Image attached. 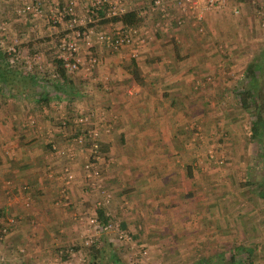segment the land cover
Returning <instances> with one entry per match:
<instances>
[{"label":"crops","instance_id":"0c3cea01","mask_svg":"<svg viewBox=\"0 0 264 264\" xmlns=\"http://www.w3.org/2000/svg\"><path fill=\"white\" fill-rule=\"evenodd\" d=\"M242 4L240 0H228L224 9H204L198 21L204 27L203 37L193 35L187 19L181 27H176V21L171 19L160 32L153 28L156 32L154 36L150 33L151 26L145 29V23L141 26L142 21H139L137 27L144 33L147 46H122L120 53H124L121 55L125 58L135 56L132 61L141 81L126 82L111 73L110 81L103 85L105 94L99 93L101 97L91 96V91H88L90 86H79L73 81L76 75L85 74L82 70L65 71L67 81L58 77L54 64L43 72L44 67L40 64L34 72L22 66L23 73L33 77L24 80L20 77L19 83L14 76L4 75L6 82H0L3 91V97L0 93V225L8 222L9 235L8 241H0V251L8 253L10 249L19 247V251L26 252L21 259L24 264L30 260L36 264H54L46 262L49 261L45 254L48 250L52 254L59 252L62 256L68 253V247L58 250L60 239L70 241L74 232L69 227L60 226L62 215L55 199L60 198L62 175L67 169L73 173L72 182L65 186L72 196V206L78 203L80 207L79 202L85 199L81 194L82 182L78 170L81 169L79 163L82 164L83 155L91 149L88 148L89 142L85 146L74 143L78 137L90 140L88 135L93 128L82 124L81 130L73 123L80 114L79 108L91 111L97 106L95 110L104 111L102 114L107 118L94 120L95 126L99 123L94 129L98 133L97 140L100 139L98 148H95L98 151L94 163L106 169L104 181L106 185L115 187L112 190L115 194L130 186L131 200L135 204L133 212L130 215L124 213L119 219L122 227L139 235L138 245L134 241L137 246L150 247L145 243L146 233L164 234L166 228L172 229L173 235L180 236L181 249L184 250L193 248L202 239L206 240V237H197V233L208 235L220 232L234 236L236 232H243L247 238L243 241L247 253L254 249L251 243L253 233L260 235L259 248L264 252V211L260 214L259 224H256L249 199H236L235 194H228L219 202L213 195L209 200L205 193L197 190L195 185L199 187V180L192 167L187 165L191 149L185 144L188 123L199 117L197 113L189 117L187 106L207 100L204 91L192 92V85L196 88L199 83L197 76L202 77L201 81L206 74L204 70L209 69L207 65L215 63L217 51L214 46H223L226 59L232 65L235 64L231 61L241 57L246 58V64L253 61L255 48L252 36L247 33L252 22L250 12L242 13L239 19L233 12L235 7L243 9ZM128 5L126 7H130ZM153 18L147 20L156 25L158 20ZM107 26L116 29L122 25L118 22L107 23ZM261 52L264 53V49L258 54ZM53 53L50 51L47 56ZM32 54V51L28 53L29 56ZM42 57L44 59V54ZM145 62L149 64L145 66ZM238 69L241 70L234 66L232 72ZM119 72L123 76L131 75L130 71L129 75L122 70ZM211 72L214 71L209 70L207 74L211 75ZM47 75L58 77V80H49ZM29 85L34 87L31 93L27 88ZM226 85L230 89L235 87L234 84L231 86V81ZM112 154L117 158L114 165L108 168L110 165L104 157ZM224 203L226 209L223 210ZM236 205L243 208L236 209ZM28 214L34 215L38 221V227L33 232L39 240L32 242L24 237L28 228L24 219ZM213 238L217 241L218 237ZM51 241L57 243L50 245ZM31 243H37L34 259L28 252L33 249ZM157 245L166 250L173 248L161 242ZM4 262L2 264H7Z\"/></svg>","mask_w":264,"mask_h":264},{"label":"rangeland","instance_id":"374dc122","mask_svg":"<svg viewBox=\"0 0 264 264\" xmlns=\"http://www.w3.org/2000/svg\"><path fill=\"white\" fill-rule=\"evenodd\" d=\"M68 1L72 2L71 4L74 10L73 16L76 23H79L78 27H81V30H92L93 33L90 36L87 50H91L96 57V63L89 70L85 71L80 66L74 70H82L85 74H80V76L76 75V77L72 78L73 81L79 86H90L88 89V91H91L90 95L92 96L95 94L97 97H101V93L105 94L103 85L107 81H110L111 73L119 77V80L131 82V76L128 77L125 75V78L123 73L119 71H125V73L129 75L128 72L130 68H128V66L130 67L131 60L135 59V56L128 55L126 58L122 57L121 54L124 53H120L121 47H108L96 37V34L99 32L111 31L112 28L107 26V24H98L97 20H99L100 17L89 11L90 4L94 0H41L39 6H36V0H0V52L5 53L3 46L15 42L21 55L20 60L16 61L14 64L9 63L8 60L6 64L2 57H0V72L7 77L11 75L14 76L19 83V80L22 79L20 77L25 75L23 73V67H25L26 64L24 61L27 60V58H25L26 56L30 57L28 55L30 51H32V53L38 52L39 54H36L39 58H30L29 71L34 72L39 69L37 68L38 64L44 67L42 72L48 71L52 67L55 58H59L58 55L60 53L59 47L57 46L59 40L61 38H70L71 32L64 23L65 20L61 23L54 24L52 27V23L47 22L46 18L52 17L51 13H53L52 8L54 6H57V4L65 5ZM119 1L122 3L124 2L125 5L129 4L128 6L130 7H136L135 9L143 7L144 2H146V0ZM240 1L243 2L242 6L244 5V7L243 9H240V7L237 9L235 7L237 17L239 19L242 13L250 12V19L252 22H250V30L247 29V33L252 36V46L255 48L253 49L252 58L256 59L261 49H264V0ZM23 2L34 3L33 7L35 8L36 6L39 10L37 14H33L34 11L32 6L29 7L30 10L18 14L17 10ZM144 15L145 16L140 19V21H142L140 25L143 26L142 23H145V26H143L145 29L151 26L150 33L153 36L156 32H160L168 26V22L156 26L153 25L154 22L150 24L148 20L154 19L153 17H155L156 20L159 18L154 15ZM170 15L171 17L168 21L171 19L175 20L176 11L172 9ZM182 19L183 20L179 24L175 22L174 25L176 27H181L186 23L185 20L187 19L186 21L193 35L195 37H203L205 33L204 27L201 24L199 25L198 21L195 22V18L191 17L190 14H185ZM244 21L247 20L245 19ZM90 23L96 25L88 26ZM153 28L156 29V32ZM239 35L240 34L237 36ZM26 39L28 42H23V40ZM145 39L144 37V40ZM77 43L80 44V49L83 53L86 50V45L81 40H78ZM143 44L147 46L146 40L137 47H141ZM47 45H51V47L48 48ZM214 48H216L217 51L215 63L213 62L211 64L212 67L207 65L209 69L204 70L206 74L203 75L201 81L200 79L202 77L197 76L199 83L196 88L192 85V92L201 93L204 91L205 95H207V100H205L204 103L201 101L198 102V104L195 103L187 106L189 117L194 116L196 113L199 116L194 122H189L186 128L189 133L187 134L185 144L191 149L189 150V153H191L188 154L187 165H189L188 167H192L194 174L198 178L197 180H199V187L195 185V188L201 193H205V196H207L209 200H211V196L213 195L215 199H219V202H221L220 199H225L228 194H235L234 196L236 199H238V197L249 199L253 219L256 221V224H259L260 214L264 211V207H262L264 204V137L261 143H257L250 139L249 126L253 119V114H251V110L243 109L236 97V93L244 88V83L246 81L244 70L248 65V61L246 64V58L241 57L231 61L235 64L232 65L230 60L226 59V52H224L221 44L215 45ZM50 51H54L55 53L51 56H47V53ZM118 53H120V56L117 59ZM42 54H44V59ZM249 60L251 59L249 58ZM148 64L149 63L146 62L144 63L145 66ZM234 66L240 67L241 70L238 69L236 72H232ZM209 70L214 71L211 72L212 76L207 74ZM239 71H242L241 76L239 75ZM260 74V84L264 87V67L260 70ZM47 76L49 77V75ZM207 76L210 77L208 78ZM57 78L58 77L50 78L49 80H58ZM46 81L48 80L46 79ZM228 81H231L232 87L233 84L235 85L234 89H230V87L226 85ZM222 83L226 84L224 85ZM201 85L203 87L201 90H198ZM31 86L32 85H29L27 87L30 93L33 92L34 89V87L32 88ZM87 92L85 94L88 95L89 93ZM0 93L3 97L2 89H0ZM96 107L97 106H94L90 109L92 114H90L91 111L85 108H79L80 114L77 115L76 121L73 123L75 127L83 130L82 124H87V127L90 125L94 128L99 125V123H97L95 126L94 120L106 119L107 115L102 114L104 111H97L95 110ZM85 115H90L91 120L89 118L82 122L77 120L79 117ZM97 136L95 139L90 140L82 137L80 143L78 139L77 142L74 143L83 144V146H85V143L89 142L88 148L91 149L89 152L86 151V155H83V162L82 164L79 163L81 169L78 170L81 179L80 182H82L81 194L85 197L84 201L79 202L80 207L77 206L78 203L72 206L70 200L72 196L70 197V191L65 187L73 180H66L67 174L72 175L71 177L73 178L71 169L64 170L65 174L62 175L63 184L60 190L61 193L58 195L60 198L57 201L55 199V202L58 203L57 207L60 208V213L62 215L60 226L63 228L64 226L69 227L74 232L73 235L70 236V241L67 242H63L64 240L59 236V239H61L58 250L64 247L70 249L68 253L63 256L59 252L56 254H54V252L52 254V252L48 250V253L46 252L45 254L49 261H46L45 258L44 262H52L54 264H91L100 261L106 263L107 250L113 249L118 259V262L114 264H135V262L138 264H264V252L259 248L260 235L255 233L251 235L253 239L251 243L252 245L254 244V249L251 253H247L244 249L243 245L246 243H243V241L247 238L243 235V232H236L234 236L231 233L224 234L220 232L208 233V235L197 233V237H206V240L202 239L198 244L195 243L193 248L184 250V244H182L183 249H181L180 236L176 233L173 235L172 229L165 228L164 234L146 233L147 240L145 243L149 244L150 247L147 245L143 247L137 246L138 243L136 241L140 239L139 235H135V233L128 230V228H126V231V229L122 227L119 219L123 217L124 213L130 215L133 212L132 210L135 204L131 200L132 191L130 186L129 188L125 186L126 188H124V191L120 192V194H115V191H112L115 187L106 185V181H104L106 169H102L98 165L101 168L100 170L96 164L94 165L99 169L100 179L96 180L85 176L84 165L86 162L94 163L95 161L98 151H96L95 148H98V141H100V139L97 140ZM116 158L117 156L115 154L104 157V160H107L110 165L108 168L114 165ZM105 195H108V202L105 206H101L105 210V215L111 222L118 224V228L126 234L128 240L118 238L117 233L114 231L99 232L97 228L87 224V217L95 215L94 209L99 206V201H103ZM212 200H214V198ZM224 205H226V203L223 204V210L226 209ZM242 208L243 207L236 205V209ZM24 221L28 226L24 237H26L27 240L29 239V242L35 241L34 239H36L35 237L37 235L33 230L35 231L38 221L32 214H28ZM148 230H150V228H148ZM161 231L164 232L163 230ZM247 232L248 230L246 233ZM8 235L9 233H7L5 237H2L0 241H8ZM213 237H218L217 241ZM36 240H39V238ZM97 241L102 245L100 259L98 258V261L92 257V253L88 251L92 242ZM159 242L173 248L167 250L161 249L157 245ZM55 243L57 242L51 241L50 245H55ZM5 245L8 246V244ZM35 245H37V243L33 244L32 250L29 249L28 251L31 253V259H34L37 254ZM109 245L110 247H108ZM18 248L16 250L10 249L8 253L4 252L6 253V258L3 256L4 253L0 251V261L4 260V263L7 262V264H24L21 259L26 252H21ZM49 248L52 249L50 246ZM139 249H145L147 251V260H144L143 257H139L137 253ZM229 258L233 260L227 263ZM2 261L0 264H2ZM28 263L36 264L35 261L32 260Z\"/></svg>","mask_w":264,"mask_h":264},{"label":"built area","instance_id":"2783aa9c","mask_svg":"<svg viewBox=\"0 0 264 264\" xmlns=\"http://www.w3.org/2000/svg\"><path fill=\"white\" fill-rule=\"evenodd\" d=\"M41 0H36V6H39ZM71 1L65 3V5L54 6L52 8L53 13L52 17L46 18L47 22L52 23V27L54 24L61 23L64 21L68 30L71 32L70 38H61L57 46L59 47V55L58 57L63 61V67L66 71L72 72L78 66L82 67L85 71L89 70L91 67L94 66L96 63V57L91 50H87L89 46L90 36L92 35L91 29H84L78 28L79 23H76L75 18L73 16L74 10L71 4ZM227 0H146L144 2L143 7L129 8L126 7L124 2H120L119 0H94L90 4L89 11L93 13V9H100L104 8L106 16H112L121 14L125 11L135 9L137 10V14L142 18L147 14L149 16H156L158 21L156 25L168 22L171 15V10L176 11L175 20L179 24L182 20V17L185 14H190L191 17L195 18V21H199L201 18V13L204 9H214L220 10L226 8ZM34 3H26L23 2L19 9L17 10L18 14H22L27 10H30V6L33 8V14H37L39 11L36 6L33 7ZM145 7V8H144ZM233 12L236 13V9H233ZM40 15V14H39ZM161 21V23L159 22ZM155 25V26H156ZM96 37L99 39L100 42L105 44L108 47L115 48V47H122L128 45H140L144 41V33L139 30L136 25L133 26H119L116 29L112 28L111 31H102L96 34ZM78 40L83 41L86 45V50L82 53L80 49V44L77 43ZM17 44L15 42H11L10 44L4 45L3 50L8 57L9 63H16V61L20 60L21 55L19 50L17 49ZM27 60L24 62L25 67L29 68V63L32 59H38L39 56L36 53H33L30 57L26 56ZM37 62V61H36ZM88 110V109H87ZM89 111V110H88ZM90 115L79 117L77 120L82 122L88 120ZM30 122L33 124V120L31 119ZM98 135L97 131L93 128L90 130V138L95 139ZM82 137H78V142L80 143ZM95 163L86 162L84 165L85 176L88 178L99 180V169L94 165ZM66 180L71 178L70 174L66 175ZM108 202V195H105L103 201H99V206H105ZM12 220H9L11 222ZM87 224L97 228L99 232H116L118 238H124L128 240L126 234L118 228L117 223L111 222L109 219L105 223H99L97 220L96 215H90L87 217ZM9 232V224L8 222L4 225H0V239L5 237ZM139 257H143L144 260H147V251L142 249L137 251ZM2 261V260H1ZM0 261V262H1ZM135 264H138L135 262ZM160 264V263H157Z\"/></svg>","mask_w":264,"mask_h":264},{"label":"trees","instance_id":"16d2710c","mask_svg":"<svg viewBox=\"0 0 264 264\" xmlns=\"http://www.w3.org/2000/svg\"><path fill=\"white\" fill-rule=\"evenodd\" d=\"M93 13L97 14L100 19L97 20L98 24H107V23H120L122 26H133L138 25L141 17L137 14V10L131 9L125 11L121 14L106 16L104 12V8L93 9ZM97 24V25H98ZM96 25V24H88V26ZM81 28V27H78ZM263 52V51H262ZM260 53L256 59H253L252 63H249L244 70L245 83L244 88L236 93V97L240 106L245 110H251V114H253V119L251 120L249 131H250V139L256 141L257 143H261L264 137V87L260 86L261 74L260 70L264 67V53ZM0 57L6 63L7 57L5 53L0 52ZM7 64V63H6ZM55 72L58 77L62 81H67L66 69L63 67V61L61 58H55L54 60ZM129 71L131 72V80L136 83H140L141 79H139L137 72L135 71L134 61L131 60L130 67L128 66ZM260 74V75H259ZM31 79L32 75H23V79L25 78ZM26 81V80H25ZM0 82H6L4 74L0 72ZM18 82V81H17ZM26 88V86H24ZM23 88V87H22ZM13 89V88H12ZM94 214L97 217L99 223H105L108 218L105 215V210L101 207H95ZM102 245L99 244V241L92 242L90 245L91 256L97 259L100 257L102 251ZM110 247V245L108 246ZM100 259V258H99ZM232 258L228 259V262H232ZM118 259L115 255L113 249L107 250L106 255V263H102L98 261L97 263L93 262L91 264H114L117 263Z\"/></svg>","mask_w":264,"mask_h":264}]
</instances>
